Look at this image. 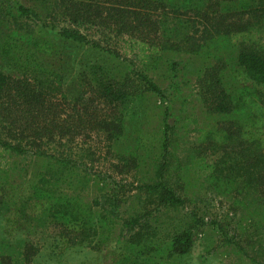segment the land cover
<instances>
[{
    "label": "trees",
    "instance_id": "1",
    "mask_svg": "<svg viewBox=\"0 0 264 264\" xmlns=\"http://www.w3.org/2000/svg\"><path fill=\"white\" fill-rule=\"evenodd\" d=\"M53 2L24 6L0 0V54L21 69L19 77L0 71L2 129L16 141L0 137V155H32L47 161L46 172L39 173L31 185L18 182L13 173L7 174L10 165L6 164L0 172L4 176L0 181V212L11 208L22 217L40 214L55 231L62 248L88 245L98 250L114 236L116 203L100 197L104 202L96 209L98 199L92 201L80 194L88 185L86 167L77 165L70 155L40 148L44 138H59L72 131L76 121L99 128L111 138L107 119L137 96L132 83L109 73L100 60L80 71L78 91L73 90L71 95L65 89L62 63L65 56L69 58L63 50L65 44L81 51L91 49L118 56L80 29L93 26L125 38L144 67L155 64L165 53H189L203 59V88L196 100L202 101L217 124L197 129L199 145L195 151L200 159L190 169L200 167L210 189L233 195L239 209L251 210L254 218L264 223V48L258 38L264 30V0H59L68 25L54 32L58 41L41 35L34 38L31 31L27 36L15 26L8 27L9 20L16 23L22 19H33L41 25V20L51 18ZM177 65L171 63L175 74ZM135 76L145 90L164 98L146 75L137 72ZM66 100H71L73 108L79 101H97L108 117L74 119L68 115L64 119L60 104ZM194 116L183 117L182 127L198 125ZM169 118L170 109L166 108L158 181L135 189L144 190L160 205L178 207L185 199L165 182L166 176L179 170L176 162L168 159L174 134ZM144 217L131 216L122 221L118 237L124 238L125 253L109 251L100 264H169V259L190 251L191 231L174 232L158 243L155 231L149 230L147 221L142 222ZM210 224L224 234L226 242L236 245L226 238L218 223ZM37 252L32 243L24 242L21 248L1 254L0 264H32Z\"/></svg>",
    "mask_w": 264,
    "mask_h": 264
},
{
    "label": "rangeland",
    "instance_id": "2",
    "mask_svg": "<svg viewBox=\"0 0 264 264\" xmlns=\"http://www.w3.org/2000/svg\"><path fill=\"white\" fill-rule=\"evenodd\" d=\"M11 1L24 6H37L41 1L44 2ZM52 4L51 18L41 20L42 26L34 23L33 19H22L16 23L9 20L8 27L15 26V29H19L22 34L27 33V36L31 31L34 38L41 35L58 41L54 32L68 25V18L63 16L59 0H54ZM41 17L43 18L42 15ZM0 29L3 30L1 27ZM80 29L103 47L116 51L118 56L91 49L81 51L65 44L63 50L69 56H65L62 63L66 76L65 89L71 95L73 90L78 91L77 77L80 71L88 63L100 60L109 73L132 83L137 96L111 119H107L108 129L113 134L111 138L99 128L92 129L93 126L88 123L76 121L72 131L65 132L59 138H44L40 148L48 153L70 155L77 165L86 167L84 172L87 174L88 185L80 194L92 201L98 199L96 209H100V204L104 202L103 198L99 200L100 197L116 203L118 217L115 219L114 236L98 250L88 245L62 248L55 231L40 214L31 217L27 213V216L22 217L11 208L3 209L0 212V255L21 248L24 242H30L38 249L32 264H100L109 251L125 253L122 244L124 238L118 237L122 221L131 216L145 215L142 222L147 221L149 230L155 231L158 243L174 232H192L193 244L190 251L169 259V264H264V223L260 224L251 210L239 209L233 195L220 194L210 189L200 167L194 169L195 175L190 169L200 159L195 151L199 145L196 142L199 136L197 129L206 126L212 128L217 124L216 118L207 111L202 101L196 100V95L203 88L204 79L200 75L204 68L203 59L189 53H165L158 57L155 64L144 67L137 57L138 52H131L127 47L125 38L117 37L111 30L103 27L82 26ZM258 38L264 48V30ZM57 43L60 46V41ZM172 62L178 63L177 74L172 72ZM20 70L10 58L0 54L1 72L19 77ZM137 72L151 79L164 98L145 90L143 83L135 76ZM180 75L184 77L180 78ZM166 108L170 109L168 121L174 130L168 159L176 162L179 170L166 176L165 182L185 199V203L178 207L160 205L158 199L148 196L144 190L135 189L158 181L157 166L161 162ZM60 109L64 119L68 115L74 119L99 120L108 117L107 110L97 101H79L73 108L71 100H66L60 104ZM190 114L195 115L198 125L187 124L182 127L183 117ZM2 128L0 119V137L5 140L13 139L16 143ZM113 130L118 132L113 133ZM0 163V172L9 164L10 171L7 174L13 173L15 180L31 185L36 182L39 173L46 172L47 161L32 155L17 157L6 153L0 155ZM13 167L17 169L11 171ZM1 179H4L2 173L0 181ZM200 222L204 224L200 225ZM211 222L218 223L226 233V238L236 245L226 242L224 234L211 225ZM259 232L262 233L261 236L257 235Z\"/></svg>",
    "mask_w": 264,
    "mask_h": 264
}]
</instances>
